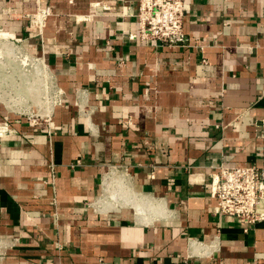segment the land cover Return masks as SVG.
<instances>
[{"label":"crops","instance_id":"0c3cea01","mask_svg":"<svg viewBox=\"0 0 264 264\" xmlns=\"http://www.w3.org/2000/svg\"><path fill=\"white\" fill-rule=\"evenodd\" d=\"M137 12L0 0L59 94L33 127L0 100V264H264V221L210 196L215 167L264 168V0H186L187 47L132 38Z\"/></svg>","mask_w":264,"mask_h":264},{"label":"built area","instance_id":"2783aa9c","mask_svg":"<svg viewBox=\"0 0 264 264\" xmlns=\"http://www.w3.org/2000/svg\"><path fill=\"white\" fill-rule=\"evenodd\" d=\"M185 1L138 0L136 18L139 31L132 38L171 47L189 46L190 39L184 29ZM51 14V8H47L31 15V26L42 29ZM210 196L215 200L214 212L217 215L228 216L247 225L264 221V213L259 211L264 201V168L256 165L215 167L211 175Z\"/></svg>","mask_w":264,"mask_h":264},{"label":"rangeland","instance_id":"374dc122","mask_svg":"<svg viewBox=\"0 0 264 264\" xmlns=\"http://www.w3.org/2000/svg\"><path fill=\"white\" fill-rule=\"evenodd\" d=\"M10 47H16V55L12 54L14 50ZM1 50L7 55L0 53V100L8 102V125L14 120L22 121L27 126L40 125L47 118L51 106L58 100L54 76L44 59L22 40L8 45L1 41L0 52ZM28 83H31L30 86Z\"/></svg>","mask_w":264,"mask_h":264},{"label":"bare ground","instance_id":"6f19581e","mask_svg":"<svg viewBox=\"0 0 264 264\" xmlns=\"http://www.w3.org/2000/svg\"><path fill=\"white\" fill-rule=\"evenodd\" d=\"M1 41L7 43V45H8V44H14V43H16L17 41H20V39H19L18 37L14 36L13 34H11V33L7 32V31H5V30H0V42H1ZM16 47H17V46H16ZM16 47H15V48H16ZM10 48H11V47H10ZM15 48H14V49H15ZM14 49L11 48V50H14ZM6 51H7V49H6ZM14 52H15V50L12 52V54H13ZM0 53L2 54V53H4V52H2V50H1ZM4 54H5V53H4ZM12 54H11L9 57H11ZM14 54L16 55V53H14ZM17 54H18V53H17ZM5 55H7V54H5ZM15 55H13V56L15 57ZM17 57H18V56H17ZM17 57H16V58H17ZM0 58H1V56H0ZM1 60H2V59H1ZM12 60H13V59H12ZM13 61H14V60H13ZM2 62H3V61H2ZM16 70H17V69H16ZM37 73H38V72H37ZM44 75H45V74H44ZM46 77H49V76H46ZM49 78H50V77H49ZM32 79H33V78H32ZM39 82H40V80H39ZM39 82H38V84H39ZM21 84H22V83H21ZM28 84H29V83H28ZM30 84H31V83H30ZM30 84H29V86H30ZM23 85H24V83H23ZM23 85H22V86H23ZM29 86H28V87H29ZM23 88H26V87L23 86ZM29 88H30V87H29ZM29 88H28V90H30ZM26 89H27V88H26ZM31 89H32V88H31ZM36 89H37V88H36ZM20 90H21V89H20ZM25 91H26V90H25ZM34 91H35V90H34ZM36 91H37V90H36ZM31 92L33 93L32 90H31ZM29 93H30V92H29ZM27 95H28V94H27ZM29 95H30V94H29ZM30 96H31V95H30ZM22 97H23V96H22ZM51 107H52V106H51ZM120 173H121V172H120ZM120 173H119V175H120ZM110 174H111V173H110ZM113 174H114V173H113ZM123 174H124V172H123ZM115 176H116V175H115ZM121 176H122V175H121ZM108 178H110V176H109ZM108 178H107V179H108ZM111 178H112V177H111ZM119 178H120V176H119ZM112 179H113V181H111V180H110V181H111V182H114V178H112ZM117 180H118V179H117ZM127 180H128V179H127ZM122 182H125V181H122ZM127 182H128V181H127ZM127 182H126V183H127ZM102 183H103V181H102ZM105 183H106V181H105ZM115 183H116V181L114 182V184H115ZM117 183H118V182H117ZM106 185H107V184H106ZM115 185H116V184H115ZM118 185H119V184H118ZM121 185H123V183H122ZM121 185H119V187H120ZM107 186H110V184L107 185ZM116 186H117V185H116ZM124 186H125V184H124ZM126 187L129 188V186H126ZM126 187H125V188H126ZM117 188H118V186L116 187V189H117ZM121 188H124V187L121 186ZM111 189H112V187H111ZM126 189H127V188H126ZM126 189H125L124 191H126ZM104 190H105V189H104ZM106 190H107V187H106ZM118 190L120 191L121 189L118 188ZM128 190H129V189H128ZM107 191H109V189H108ZM115 191H116V190H115ZM131 191H132V190H131ZM116 192H117V191H116ZM104 193H105V192H104ZM106 193H107V192H106ZM106 193H105V195H106ZM110 193H111V190H110ZM114 194H115V193H113V195H114ZM116 194H118V193H116ZM121 194H124V193H121ZM126 194H127V193H126ZM128 194H129V193H128ZM132 194H133V193H132ZM107 195H109V194H107ZM107 195H106V196H107ZM124 195H125V194H124ZM111 197H112V195H111ZM125 197H126V196H125ZM106 198H107V197H106ZM128 198H129V200H130V197H127V200H126L127 202H128ZM111 199H112V198H111ZM113 199H114V197H113ZM125 199H126V198H125ZM135 199H136V197H135ZM135 199H133V200L131 199V200L134 201ZM137 199H139V198H137ZM131 200H130L129 202H131ZM143 200H144V199H143ZM124 201H125V200H124ZM124 201H123V202H124ZM126 201H125V203H126ZM136 201H137V200H136ZM136 201H134V202H136ZM138 201H139V200H138ZM144 201H145V200H144ZM149 201H150V199H149L148 201H146V202H147V203H151V202H149ZM140 202L142 203V201H140ZM146 202H145V203H146ZM161 203H162V202H161ZM127 204H128V203H127ZM133 204H134V203H133ZM139 204H140V203H139ZM142 204L144 205V202H143ZM151 204H152V203H151ZM107 205H109V204H107ZM125 205H126V204H125ZM129 205L132 206L131 203H130ZM137 205H138V204H137ZM148 205H149V204H148ZM153 205L155 206V204H153ZM144 206H145V205H144ZM144 206H142L143 208H138V207H141V206H137V208H138V212L140 213V216H141V214L144 213V212H143V211H144V210H143V209H144ZM151 206H152V205H151ZM154 206H153L151 209H154ZM137 208L135 207V209H137ZM157 208H158V207H157ZM157 208H156V209H157ZM160 208H161V207H160ZM161 209H162V208H161ZM163 209H164V208H163ZM163 209H162V210H163ZM151 211H152V210H151ZM153 211H154V210H153ZM163 211H164V210H163ZM161 212H162V211H161ZM161 212L158 211V213H161ZM156 213H157V211H156ZM154 214H155V213H154ZM159 216H161V214H159ZM154 218H155V217H154V215H153V219H154Z\"/></svg>","mask_w":264,"mask_h":264}]
</instances>
